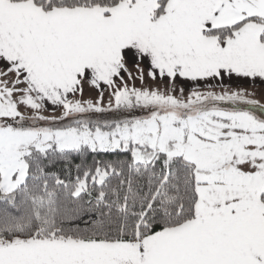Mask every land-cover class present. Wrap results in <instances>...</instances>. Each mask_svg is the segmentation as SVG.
I'll use <instances>...</instances> for the list:
<instances>
[{"label":"snow or ice","instance_id":"snow-or-ice-1","mask_svg":"<svg viewBox=\"0 0 264 264\" xmlns=\"http://www.w3.org/2000/svg\"><path fill=\"white\" fill-rule=\"evenodd\" d=\"M257 82L264 0H0V264H264Z\"/></svg>","mask_w":264,"mask_h":264},{"label":"crops","instance_id":"crops-1","mask_svg":"<svg viewBox=\"0 0 264 264\" xmlns=\"http://www.w3.org/2000/svg\"><path fill=\"white\" fill-rule=\"evenodd\" d=\"M241 86L242 87H245V88H249V89H251L253 87L252 85H250L247 82H242ZM256 89L257 90L264 89V85H260L259 82H257ZM186 90H187V87H186Z\"/></svg>","mask_w":264,"mask_h":264},{"label":"rangeland","instance_id":"rangeland-1","mask_svg":"<svg viewBox=\"0 0 264 264\" xmlns=\"http://www.w3.org/2000/svg\"><path fill=\"white\" fill-rule=\"evenodd\" d=\"M251 90V89H250ZM257 91H259V90H257Z\"/></svg>","mask_w":264,"mask_h":264}]
</instances>
